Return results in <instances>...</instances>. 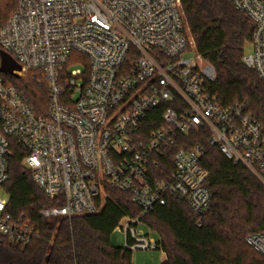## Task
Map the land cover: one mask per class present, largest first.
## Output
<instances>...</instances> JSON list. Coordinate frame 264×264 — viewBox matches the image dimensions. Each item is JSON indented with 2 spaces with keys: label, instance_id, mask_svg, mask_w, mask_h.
Instances as JSON below:
<instances>
[{
  "label": "built area",
  "instance_id": "2783aa9c",
  "mask_svg": "<svg viewBox=\"0 0 264 264\" xmlns=\"http://www.w3.org/2000/svg\"><path fill=\"white\" fill-rule=\"evenodd\" d=\"M254 25L247 68L264 82V0H232ZM0 30L1 51L41 77L47 115L0 76V237L26 245L39 236L8 212L3 189L13 148L36 186L61 207L44 218L96 215L108 189L130 196L139 217H125V250L162 251L143 221L170 201L183 203L202 226L212 202L203 149L177 138L207 130L219 148L264 186V126L247 102L221 105L207 93L214 68L196 52L181 0H16ZM71 66H80L72 69ZM160 109H163L160 111ZM161 126L150 130L158 122ZM247 244L264 257V233Z\"/></svg>",
  "mask_w": 264,
  "mask_h": 264
},
{
  "label": "trees",
  "instance_id": "16d2710c",
  "mask_svg": "<svg viewBox=\"0 0 264 264\" xmlns=\"http://www.w3.org/2000/svg\"><path fill=\"white\" fill-rule=\"evenodd\" d=\"M196 52L215 71L207 93L227 106L247 102L252 115L264 126V82L244 63L252 43L254 25L235 10L232 0H181ZM15 0H0V30L16 9ZM1 52V48H0ZM23 92L39 115H47L48 94L38 76L16 77L0 73ZM163 109H160V111ZM152 130L161 126L151 116ZM207 130L177 138L169 151L197 145L203 149L200 166L209 173L207 187L212 202L202 226L187 205L170 201L144 218L163 245V264H264V257L246 242L250 235L264 233V186L246 168L227 159L209 145ZM23 153L16 147L9 159L10 178L3 184L8 212L15 220L30 224L39 236L26 245L0 237V264H133L132 253L111 244V236L125 217H139L130 196L108 189V199L96 215L74 218H44L41 211L61 207L36 186L22 166Z\"/></svg>",
  "mask_w": 264,
  "mask_h": 264
},
{
  "label": "rangeland",
  "instance_id": "374dc122",
  "mask_svg": "<svg viewBox=\"0 0 264 264\" xmlns=\"http://www.w3.org/2000/svg\"><path fill=\"white\" fill-rule=\"evenodd\" d=\"M1 17L2 16H0V19L4 16L2 18ZM252 52L253 48L250 44L246 49V56L251 55ZM79 67L80 66H71L72 69H79ZM27 75H24L23 77H26ZM39 80H41V77H39ZM111 244L116 248H125V233L121 229L116 230L112 234ZM132 255L133 264H162L164 260V253L162 251H137Z\"/></svg>",
  "mask_w": 264,
  "mask_h": 264
},
{
  "label": "water",
  "instance_id": "95a60500",
  "mask_svg": "<svg viewBox=\"0 0 264 264\" xmlns=\"http://www.w3.org/2000/svg\"><path fill=\"white\" fill-rule=\"evenodd\" d=\"M21 67L6 52H0V73L4 75L17 76L15 72H20Z\"/></svg>",
  "mask_w": 264,
  "mask_h": 264
},
{
  "label": "crops",
  "instance_id": "0c3cea01",
  "mask_svg": "<svg viewBox=\"0 0 264 264\" xmlns=\"http://www.w3.org/2000/svg\"><path fill=\"white\" fill-rule=\"evenodd\" d=\"M165 260H166V257H165V254H164V260H163V263L165 262ZM163 263H162V264H163Z\"/></svg>",
  "mask_w": 264,
  "mask_h": 264
}]
</instances>
